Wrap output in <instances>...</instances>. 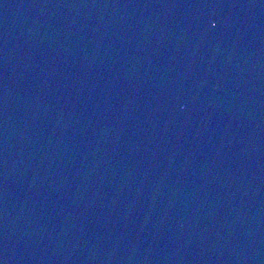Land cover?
<instances>
[{"label":"water","instance_id":"95a60500","mask_svg":"<svg viewBox=\"0 0 264 264\" xmlns=\"http://www.w3.org/2000/svg\"><path fill=\"white\" fill-rule=\"evenodd\" d=\"M0 264H264V67L102 35L0 49Z\"/></svg>","mask_w":264,"mask_h":264},{"label":"snow or ice","instance_id":"6c2138e0","mask_svg":"<svg viewBox=\"0 0 264 264\" xmlns=\"http://www.w3.org/2000/svg\"><path fill=\"white\" fill-rule=\"evenodd\" d=\"M209 23H210L211 27H216V22L215 21H210Z\"/></svg>","mask_w":264,"mask_h":264}]
</instances>
